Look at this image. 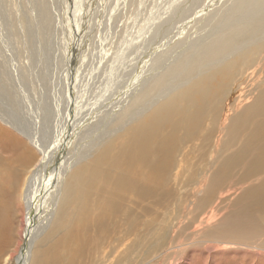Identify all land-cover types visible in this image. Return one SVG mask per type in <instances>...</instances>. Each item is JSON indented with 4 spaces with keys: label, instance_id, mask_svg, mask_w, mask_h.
Wrapping results in <instances>:
<instances>
[{
    "label": "bare ground",
    "instance_id": "1",
    "mask_svg": "<svg viewBox=\"0 0 264 264\" xmlns=\"http://www.w3.org/2000/svg\"><path fill=\"white\" fill-rule=\"evenodd\" d=\"M222 1L197 0L188 7L186 12L189 11L190 16L192 12L196 16L202 13L197 17L199 22L204 17L202 35L196 37L193 43L183 40L184 44L181 42L178 48H186L178 56L176 54L175 59L167 58L168 63L158 65L156 60L157 65H154L155 61L151 65V53L147 56L142 53L141 57L148 59L143 60L128 85L126 82V90L117 105H108L111 107L109 111H95L90 120L80 122L84 120L81 118L85 109L84 99L77 92L73 102L69 91L67 101L72 116L66 117L67 129L62 123L48 142L47 136L44 135V139L39 137L40 130L36 129L39 121H33L30 127L21 123V117L16 112L11 118L10 110L17 106V100L10 86L5 84L8 79L0 71V125L9 130L0 128V245L2 237L12 226L14 204L17 202L16 210L22 215L24 227L22 245L20 241L14 251H20L18 264H96L97 260H109L110 264V260L115 262L114 254L119 252L118 248L126 241V236L136 231L134 228L137 225H132L135 218L132 207L147 198L158 200V187L170 174L175 173L173 176L178 180L179 176L188 173L186 180H190L193 172H199L202 174L201 186H218L228 180L226 177L233 167L243 169L237 181H247L254 174L264 171V0H230L224 7L217 6L210 13ZM73 2L76 0L71 4ZM47 5L40 0L37 7L38 22L41 21L43 32L51 19ZM76 5L72 4V12ZM72 12L65 14L72 18ZM157 29L160 30L159 27ZM76 31L77 36L81 29L76 27ZM178 34L183 36L184 33ZM157 46L149 49L155 50ZM130 54L126 59L129 60ZM75 59H72L74 63ZM107 83L108 86L111 84ZM100 85H103L102 81L99 89ZM47 106L45 113L49 116L51 111ZM82 132H87L83 138L87 141L71 147L78 138L76 136ZM192 139L200 141L195 165L187 162L188 154L183 155L185 145ZM51 154L57 158L50 170L48 161ZM34 157L38 160L33 166L30 161ZM214 164H217L216 168L207 178V168ZM46 170L50 176L43 179L41 175ZM261 184L249 189L243 196L256 198L259 209L264 211V181ZM250 210L248 206L243 209L245 220L261 218L257 211ZM119 227L125 228V239L122 235H114L115 231L119 234ZM37 239H40L38 244L40 242L42 249L34 250L30 259L31 244ZM14 253L9 257H13ZM6 261L5 258L3 264Z\"/></svg>",
    "mask_w": 264,
    "mask_h": 264
},
{
    "label": "rangeland",
    "instance_id": "2",
    "mask_svg": "<svg viewBox=\"0 0 264 264\" xmlns=\"http://www.w3.org/2000/svg\"><path fill=\"white\" fill-rule=\"evenodd\" d=\"M43 1L48 4V12L52 19L49 20L51 26L48 25L45 32L41 30V21L38 22L37 7L40 0H0V71L6 80L10 79L5 84L10 86V90L17 100V106L15 108L11 107V118L13 113L16 112L18 117H21V123L30 125V127H32L33 121H39L40 123L36 125V129L40 130L39 137L44 139V135L47 136V142L51 140V136L56 135L59 126L64 124L65 130L67 129L66 117L72 116L68 107L70 103L67 101L69 91L71 94L70 99L73 102L76 101L77 92L84 99L85 109L81 114V118L84 120L77 118L81 120L80 122L90 120L89 117L94 115L92 113H98L102 109L109 111L110 106L117 105L118 99L126 90V85L130 83V79L135 75L136 70L139 69L138 67H141L143 60L148 59V57H145L149 53H151L149 59L151 65L154 61V65H157L156 60L157 63L159 62L158 65H161L162 62L168 63L167 58L170 60L175 59L179 55L178 53L181 54L186 48L185 46L178 48L180 43L184 44L183 40H185V43L191 41L193 43L196 37L202 35L204 27V17L201 20L202 22H199V18L197 19L202 13L196 16L192 12L193 15L190 16V12H186L187 8L196 3L197 0H193L194 2L192 0H76V2H73L77 4L73 9V12L77 13L76 16L72 12L73 3L71 4V2L73 0ZM228 2L230 0L214 4L215 6L213 5L214 7L210 13L217 6L221 7L223 5L224 7ZM116 8L118 10H115ZM66 12H72V18H69V15L65 14ZM24 15L25 17H23ZM167 19H170V21ZM15 22L18 24H15ZM76 27H78V30L81 29L80 34H77V36L75 35L77 33V31L75 32ZM158 27L160 30L157 29ZM185 30L190 33L185 32ZM178 33L184 34L182 36ZM157 35L158 38H156ZM1 39L3 40L1 41ZM40 39L41 43H39ZM25 41L31 45H27L28 43ZM84 42L85 44H83ZM81 45H83L82 48ZM156 45H158L157 48L152 49ZM72 46L77 50L71 48ZM150 47L152 48L149 49ZM127 51L131 53L129 60L126 59V56L129 55ZM134 51L135 54H133ZM142 53L146 54L144 59L141 57ZM72 59H75V63ZM123 64H125L124 67ZM116 71L117 74H115ZM112 72L113 74H111ZM22 76H25V79ZM101 81L104 86L100 85L99 89L98 86ZM120 81L124 84H121ZM107 82L111 84L108 86ZM104 83L107 84V88ZM47 105L51 111L49 116L45 113ZM108 105L110 106L108 107ZM104 110L103 112H105ZM117 113H114V115H117ZM84 116L88 117L84 118ZM0 128L9 131L1 125ZM86 133H79L76 136L78 138L74 139L75 142L73 141L71 147L80 146L87 141L83 139ZM13 135L19 140V136ZM20 139L21 142L24 141L22 138ZM198 142L192 139L191 142L185 145L186 148L183 152L184 156L188 154L187 158L190 159L188 158L187 162L193 163L192 165L197 163L199 157V154H197L199 153V149H197V146L199 148ZM28 150L33 151L31 147ZM52 155H50V162L48 161V169L50 170L51 166L54 167L57 158L56 155H53V157ZM37 160V157H34V160L30 161L32 162L30 165H36ZM216 165L207 168V178L214 172ZM193 168L194 171L196 166ZM47 170L46 173H42L41 178L46 179L50 176ZM242 172L243 169L240 167L231 168L230 174L226 177L228 180L218 186H201L203 185L200 183L202 174L199 172H193V177L190 180H186L188 173L179 176L178 180H175L174 172V174L167 176L168 179L158 187V200L147 198L132 207L131 211L135 217L132 219V225L134 227L137 225L134 229L138 232L135 231L130 236L125 234V228L119 227V230L121 229L118 232L120 235L116 234L115 231L114 235L117 237L122 235L125 239V236H127L126 241H123V245L118 248L119 250L117 249L119 252L114 254L116 258L113 261L115 262L110 260V264H264V211L259 209L256 198L250 195L243 196L248 193L249 189L262 185L264 171L254 174L255 177L253 175V178H248L247 181L246 179L237 181V177L241 176ZM213 189L214 191H212ZM15 203L12 226L8 231L9 233L7 232L6 236L2 237L3 244L0 245V251H2L0 264H3L5 258L7 259L5 264H18L17 256L20 251L17 253H14V251L20 241L22 245L24 227H22V215L16 210L18 206L17 202ZM246 206L251 207L250 211H257L261 218L251 221L245 220L242 211ZM123 218L122 216L121 220ZM40 239L31 244L30 259L34 250L40 248V242L38 244ZM8 240L9 242H6ZM13 253L15 255L10 258L9 256H12ZM97 261L96 264H109V260Z\"/></svg>",
    "mask_w": 264,
    "mask_h": 264
}]
</instances>
